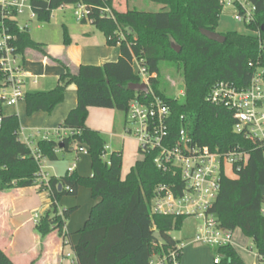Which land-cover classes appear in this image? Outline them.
I'll return each mask as SVG.
<instances>
[{"label": "trees", "instance_id": "trees-1", "mask_svg": "<svg viewBox=\"0 0 264 264\" xmlns=\"http://www.w3.org/2000/svg\"><path fill=\"white\" fill-rule=\"evenodd\" d=\"M116 1L30 0L36 19L43 23H49L54 10L66 5L86 6L88 13L80 23L95 26L103 32L109 46L120 47L117 62L84 65L75 72L67 69L51 91L28 93L24 99L28 116L41 111L52 114L64 102L68 88L76 86L77 106L61 124L62 128L74 129L75 133L63 139H39L36 146L41 158L50 161L58 160L61 150L70 153L77 147L87 148L93 173L85 177L73 171L39 187L41 191H50L51 205L36 223L37 233L43 238L56 231L66 236V222L78 207L60 210L58 204L66 195L77 196L78 188L85 186L92 190L94 205L80 231V240L73 247L76 264H150L155 256H164L181 243L171 233L182 230L185 218L152 216L157 187L173 180L172 174H165L156 167L155 152L137 160L125 176L122 151L111 152L105 160L102 156L107 140L86 125L90 108L123 111L127 118L129 104L134 99L150 101L156 96L171 109L172 138L177 139L186 126L188 135L199 146L224 153L239 147L249 153L247 163L236 171L234 178L222 179L213 212L221 227L232 232L240 229L253 240L258 256L264 257V153L258 143L234 132L236 121L232 113L207 100L216 82L230 81L245 88L254 73L250 64L260 62L264 66L263 0H250L257 6L251 28L260 31V37L238 31L221 32L224 9L219 0H150L161 6L158 12L131 7L129 0H125L122 11ZM1 23L15 37L12 45L22 61L28 50L44 51V44L33 40L30 31L19 27L18 12L0 9ZM202 30L220 33L226 41L208 40ZM121 34L124 39L119 44ZM64 43H69L68 33ZM134 56L143 59L150 74L148 97L128 88L142 83L141 77L134 73ZM166 63L174 66L183 78L184 95L180 98L171 85L161 79L162 66ZM5 79L0 73V92ZM0 113H3L1 105ZM21 130L18 115H3L0 120V192L37 187L40 165L31 148L22 141ZM157 232L162 241L154 237ZM216 252L222 257L220 264H245L232 246ZM0 264H15L1 248Z\"/></svg>", "mask_w": 264, "mask_h": 264}, {"label": "built area", "instance_id": "built-area-1", "mask_svg": "<svg viewBox=\"0 0 264 264\" xmlns=\"http://www.w3.org/2000/svg\"><path fill=\"white\" fill-rule=\"evenodd\" d=\"M219 2L223 9L226 7L234 9L236 23L242 25L250 34L260 37V31L251 28L255 23L257 6L250 0H219ZM77 7L80 8L76 13L80 21L88 13V9L84 5ZM0 9L3 12L14 10L18 12L19 17L27 14L29 21L23 25L19 23V27L30 31L29 22L36 18L30 0H0ZM121 39H124L123 36L118 39L119 44ZM14 41L15 37L1 23L0 73L6 78L0 92L2 109L3 106H17L28 94L25 90L26 69L21 57L16 54V48L12 45ZM133 58L134 73L140 76L142 83L147 84L150 89V74L143 65V59L136 56ZM250 67L254 69V73L247 87L241 88L230 81H218L211 88L207 100L211 105L225 108L232 113L236 121L234 132L258 143L264 153V66L258 62L257 65L250 64ZM183 95L184 92H181V96ZM3 115L0 113V120ZM170 116L171 109L161 98L154 96L150 101L146 98L144 100L136 98L129 104L127 123L131 124V128H128L126 133L137 141L142 156L155 152L156 167L165 174H172L173 177L169 184H161L157 187L152 204V216H174L197 220L199 229L193 239L179 243L164 256H155L150 264H180L183 251L189 243L209 247L214 252V264H220L222 257L216 250L233 247L235 235L234 232L221 227L213 209L222 189V179L231 178L227 167L230 166L236 176V171H240L247 163L249 153L239 147L224 153L219 150L214 151L208 146H199L188 135L186 126L175 140L170 134ZM74 133V129L60 127L43 139L53 137L63 139ZM20 136L31 148L33 156L40 165L36 188L44 183L48 185L50 176L43 172L45 159L41 158L36 144L32 142V138L24 134L23 129ZM77 148V153L88 154L87 148ZM110 153V147L107 145L102 157L108 160ZM75 167L76 165H73L68 173L71 174ZM262 215L264 216V206ZM40 216V214L35 215V224ZM62 240L65 245L70 244L66 236H63ZM258 264H264V257L258 256Z\"/></svg>", "mask_w": 264, "mask_h": 264}, {"label": "crops", "instance_id": "crops-1", "mask_svg": "<svg viewBox=\"0 0 264 264\" xmlns=\"http://www.w3.org/2000/svg\"><path fill=\"white\" fill-rule=\"evenodd\" d=\"M19 23L20 25H22L20 20ZM96 30L98 29L89 23H80V29L78 33L74 34L69 31L68 44H55L52 42L50 43L49 41H47V43L39 42L41 44H44V51H40L37 49L28 50L23 59V63L27 73L25 86L26 92L36 93L51 91L56 87L60 77L66 73L67 69L75 72L80 66L84 65L101 66L108 62H117L120 56V47L109 46L106 42V38L104 40V43L99 42ZM33 40L36 41V39ZM76 90V86L71 85L67 90L64 102L58 105L52 114H47L41 111L31 116V119H24L26 110H23V112H21V125H23L22 129L24 131V134L29 137L27 133L31 132V135L33 133L32 137L29 138H32V142H34V144L37 145V141L39 139H43L47 134H53L58 128L61 127V124L68 117L69 113L77 106L78 95ZM3 114L7 116L14 113L7 114L6 111L3 110ZM118 119V111L104 108H90L86 125H88L93 130L99 131L103 136L107 135L110 139L120 138L123 140L125 138V134H127L126 131L128 129L126 124L127 118L125 115V121L123 123L124 125L121 126L122 131L120 130L121 124H118ZM34 133H37V136H35ZM39 135H41V137L35 140ZM119 151H122L123 153V149H119L116 151L110 148V152ZM65 154H71V167H73V165H76L74 171L83 176H86L82 171H80L83 169L80 164L82 163L84 157H87L88 154L82 155L77 153L76 150H73L70 153H65L63 152V150H61L58 152V157L59 155H62V158H65ZM126 156V160H128V158L130 160L134 158V156H131L130 154ZM137 160L135 158L134 165L136 164ZM125 174L126 173H124V175ZM35 188L32 187L29 189L35 190ZM38 189L39 188H36V190ZM25 190L27 189L22 188L14 189L13 191L7 190L6 192H0V248L6 254H8L9 257L12 258L15 264H76L75 256H73V247L79 242L80 231L84 228L85 222L88 217H85L84 225L80 226L77 229V237L75 241L71 238L70 233L67 231V226L65 227L64 233L67 237V240H69L70 242L69 245L64 244L62 240L63 237H60V234H58L57 231L44 238L40 235L38 236L36 231V224L34 223V227L32 229H29L27 235L28 240H31L30 244L23 249L22 247H18V249H16L15 237H17L18 233L23 231V229H25L24 227L28 225L27 223L31 221L30 219H28V221H22L25 212L21 210L20 204L23 203V200L26 197ZM40 204H42V206L44 207L41 213L44 214L50 209V191L41 192ZM59 204L61 206V203ZM93 205L94 202L92 204V207ZM61 207H59L60 210L66 209H62ZM77 207L79 208L80 206ZM72 216L70 220L72 219ZM17 221L18 223H16ZM189 245L196 244L189 243ZM189 245H187V247ZM235 245L233 244L234 249L239 253L245 264H253L254 262L251 259L252 254L251 252L249 253L247 251V244L244 247V250L246 249L245 251H240ZM196 246L198 247L193 251H195L197 254L203 255V253L208 252L204 250V246ZM187 247L185 249H187ZM185 249L183 251L184 254L181 258V264H211L210 259L207 260L204 258L202 260L200 257L195 259L196 261L191 259V257L185 252ZM255 255V264H258V254L255 253Z\"/></svg>", "mask_w": 264, "mask_h": 264}, {"label": "rangeland", "instance_id": "rangeland-1", "mask_svg": "<svg viewBox=\"0 0 264 264\" xmlns=\"http://www.w3.org/2000/svg\"><path fill=\"white\" fill-rule=\"evenodd\" d=\"M130 1V6H134L137 9L148 12H158L161 10V6L158 4H155L151 2L150 0H129ZM116 6L118 9L124 11V6H125V0H117L116 1ZM80 8H78L76 5H66L64 8L56 9L53 12V16L50 20L49 23H43L39 22L36 18L34 20H31L30 23V34L33 39H36L37 42H46L49 41L50 43H55V44H62L66 45L65 42V36L69 31L71 33H78L80 29V23L79 19L76 15V13ZM234 14L235 11L233 8L226 7L223 11L222 17H221V23L222 27L220 29L221 32L227 33L230 31H238L244 34L249 33L248 31L245 30V28L236 23L234 20ZM19 20L21 24H25L27 21H29V16L22 15L19 17ZM97 32V37L99 38V42L104 43L105 36L102 31L96 30ZM122 36V34L120 35ZM162 81L168 82L172 90L175 91V94L177 95L178 98L181 97V92L183 89L181 87L183 86V78L182 76L176 71V68L172 66L170 63H166L162 66ZM150 90V89H149ZM3 110L6 111V113H14V114H9V115H18L20 117V122L21 120V112L25 110V101L22 100L17 106L14 107H9V106H3ZM22 110V111H21ZM31 119V116H28L26 111L24 114V119ZM118 124L120 125V130L122 131L121 126H123L124 121H125V112L123 111H118ZM127 124L128 128H131V124ZM23 126V125H21ZM29 137H32L31 132L27 133ZM123 134V132H122ZM35 136H37V133H34ZM34 136V137H35ZM28 137V138H29ZM41 135H39L35 140L40 138ZM105 139L107 140V145L112 149V150H122L123 149V172L126 173L125 175L129 174V171L131 167L135 163V158L136 160H142L144 156L139 152V148L137 145V141L134 140L132 135L130 134H125L124 144L122 139H110L107 135H104ZM23 138V137H22ZM131 155L134 156L132 160L128 158L126 160V155ZM58 160L50 161L49 159L44 160V166L46 169H44V173L48 174L50 177L49 179H52L54 177H61L65 176L67 171L70 170V167L72 165L71 162V154H65V158H62V155H59ZM83 169L80 170L87 176H92L91 173V158L89 155L87 157H84L82 160V163L80 164ZM229 176L231 178L235 177V173L233 172L232 168L229 166L227 167ZM35 188V187H34ZM26 194L25 198L23 200V203L20 204L21 210L25 212L23 215L22 221H28L30 219L31 221L28 222L20 233H18L17 237H15L16 241V249L18 247L25 248L27 245L30 244V241L28 240V232L29 229L34 227V217L36 214H41L43 215L42 210L43 206L40 204V194L42 191L39 189L36 190H31L29 188H25ZM14 189H11L9 191H13ZM78 194L77 196H64L59 203H61V206L59 204V207L62 209H71L75 208L77 206H80L72 215V219L68 220L67 223V231L70 233L71 238L76 240L77 237V229L84 225V219L85 217H88V215L91 212L92 209V204L94 202L93 197H92V190H90L89 187L85 186H80L78 188ZM77 205V206H76ZM75 206V207H74ZM18 223V221L16 222ZM15 223V224H16ZM17 225V224H16ZM199 229V221L193 220V219H187L184 227L180 231H173L171 233L172 237L184 242L193 239L195 234L197 233ZM59 234V232L57 231ZM38 234V233H37ZM40 234H38L39 236ZM235 235V243L234 245L238 247L240 251H245L244 247L247 244V251L252 254V260L253 264L256 263V251L254 250V242L253 240L251 241L249 238L245 237L240 229H237L236 232L234 233ZM62 237V235H60ZM198 246L196 245H189L187 249H185V252L191 257V259L195 260L197 258H201L202 260L205 258L207 260L210 259L211 264H214V252L210 250L209 247L204 246V250L208 251L202 254H197L194 249H196ZM15 249V250H16ZM203 250V248H202ZM196 261V260H195ZM251 261V260H249Z\"/></svg>", "mask_w": 264, "mask_h": 264}, {"label": "water", "instance_id": "water-1", "mask_svg": "<svg viewBox=\"0 0 264 264\" xmlns=\"http://www.w3.org/2000/svg\"><path fill=\"white\" fill-rule=\"evenodd\" d=\"M202 34L208 40H211L213 42L215 41L218 43H224L226 41L225 37L223 35H221L220 33H216V32L213 33V32L207 31V30H202ZM176 50H179V49L176 48ZM128 88L132 92L143 93L146 95L150 94V90H149L147 84H145V83H134V84L130 85ZM62 147H63V145L61 146V148ZM154 237H156L157 239H160L161 241L163 240L160 233H158V232L154 234Z\"/></svg>", "mask_w": 264, "mask_h": 264}]
</instances>
